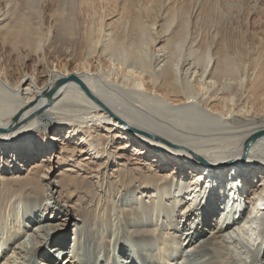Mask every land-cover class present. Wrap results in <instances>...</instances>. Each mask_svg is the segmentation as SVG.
I'll return each mask as SVG.
<instances>
[{"label": "bare ground", "instance_id": "bare-ground-1", "mask_svg": "<svg viewBox=\"0 0 264 264\" xmlns=\"http://www.w3.org/2000/svg\"><path fill=\"white\" fill-rule=\"evenodd\" d=\"M136 1L122 0L113 20L88 25L73 37L60 36L57 28L53 37H44L0 20L1 46L10 50L0 77V141H6L0 145V173L8 175L0 178V208L12 214L18 200L23 218L43 210L39 221H22L5 234L12 241L20 230L37 250L44 243L60 250L59 262L41 250V264H84L91 256L87 264H109L108 237L97 230L107 226L109 205L101 208L104 213L91 210L99 200L80 187L86 174L97 172L87 165H97L100 171L124 170L116 190L132 202L115 209L131 261L173 264L184 249L207 255L198 264H247L248 258L264 264V110L256 114L264 107V48L244 58L221 45L203 48L186 15L171 5L175 0H165L159 20L151 22L140 16ZM207 8L210 14L213 7ZM147 45L154 47L148 54ZM12 54L25 65L18 72L10 64ZM42 117L57 134L56 150L45 145L47 128L37 122ZM72 140L88 148H76ZM133 144L143 151L128 154ZM245 151L250 161L240 163ZM54 155L63 164L79 158L81 168L69 166L60 181L47 182L44 170ZM148 156L153 158L146 162ZM56 187L65 198L76 194L82 204L70 217L42 205ZM196 202L201 206L190 210ZM70 225L73 234L66 237ZM207 230L208 239L195 240ZM14 254L19 264L27 261L22 250Z\"/></svg>", "mask_w": 264, "mask_h": 264}, {"label": "rangeland", "instance_id": "rangeland-1", "mask_svg": "<svg viewBox=\"0 0 264 264\" xmlns=\"http://www.w3.org/2000/svg\"><path fill=\"white\" fill-rule=\"evenodd\" d=\"M67 1L69 4L67 3ZM71 2L69 0H0V16H1L0 20L3 21L2 23L3 25L6 23L7 24L16 23V25L19 26L21 30H25L26 32H30V33L35 32L37 34H40V36H44V37L46 36H48L49 38L53 37L56 34L57 29H58L60 36L73 37L75 35H78L79 33H82L84 30L89 29L88 25L92 26V28L93 26H95L94 28H96L98 27L96 26V24H98L100 27V25H105L109 23L110 19L114 18V16L112 15L116 14L115 13L117 11L116 9L121 5L122 0L120 1L119 0H79V1L71 0ZM136 3H138L137 6L140 5V8L142 9L140 10V8H138L139 11L141 12L140 16L143 18L144 16L145 17L148 16V18H150V22L153 21L152 19H154L155 21L156 20L158 21L160 18V15L163 13V10H165V8L167 7L165 0H139V2L136 1ZM71 5H73V7H71ZM171 5L176 6L174 8L178 9L177 11L178 14H181L183 16L182 13H184L186 15V19H187L186 21H187V25H189L190 33H194V35L196 34L197 37L200 38L199 40L204 43L202 45L203 48L204 46L206 47L207 45L209 46V45L214 44L212 45V48H211L212 50L213 48H215L216 45H221L226 49V51H228V54H230L231 56L234 55L235 56L234 58H239V57L244 58L248 55L249 51H251L252 49H253L252 51H254V49L256 50L257 48H264V0H182V1L175 0L174 3H172ZM207 7H211V8L213 7L212 12L210 14L207 13L208 12ZM142 14L144 16H142ZM3 17L5 20L3 19ZM113 25H114V28L118 27L115 23ZM1 40H2V37L0 38V77L3 78L4 69H5L4 58L9 54L10 50L8 48L5 49L1 46L2 44ZM205 42H206V45H205ZM149 46L147 45V48H145V51H147V54L154 50L153 46L151 45ZM19 54H21V51H19ZM61 63L63 66L64 64L63 61ZM10 64H12L15 69H17V72L18 70H20L21 67L23 68L25 66L23 62L15 54H12V57L10 59ZM25 64L27 65L26 66L27 69L30 70V68H32L35 63H34V60H31ZM105 64H106L105 67L107 66L109 68L110 64L109 63H105ZM105 67L101 68L100 70L105 71L106 70ZM13 77H15V75H13ZM144 87L145 89L147 88L146 85ZM162 94H163L162 95L163 99L165 100L170 99L169 95L167 94L165 95L164 93ZM172 102H175V101L173 100ZM259 107L257 109L258 112L256 110V114H260L264 110L263 109L264 107L262 106H259ZM259 110H260V113H259ZM37 122L40 128H44V129L47 128V132L45 131V134L47 137L45 140V145L49 146L50 143H52L50 148L53 147V149L56 150V146L59 145L58 144L59 140L57 138V134H55L56 132L52 130L51 128L52 123L49 120L45 119V117L38 119ZM5 142H6L5 140H1L0 145L1 143L5 144ZM72 142L73 144L75 143L79 144L75 140H72L71 143ZM77 144H75L76 148H80V149L88 148L87 145L84 144L83 142L81 145L79 144L80 146H78ZM139 148L140 147L133 144L132 149L128 151V154L133 153V150H137L140 152L143 151V149L140 148L141 149L140 150ZM34 154L35 156H42L43 153L37 155V152H35ZM245 154H246V151L243 153L242 156H240L239 158L241 160L240 163H242V160L248 161V162L250 161L249 159H246L244 157ZM54 157L56 156L54 155ZM148 158L147 157L145 158L146 162L151 161L153 157L148 156ZM74 160L72 162L66 161V163L63 164L62 162L57 161V157L51 158L50 162L47 163L45 170H44V174L47 176V182L60 181L62 178H64L63 176L65 175V172L62 174V171L66 170V168H68L69 166L70 167L72 166L71 167L72 170L78 171L79 170L78 167L80 166L77 160L80 161V159L75 158ZM196 165L200 167L203 164L200 165L197 163ZM240 166H243V165H240ZM87 167L91 168L92 170L94 169V171H97L95 172L96 175L95 173H92L89 176L86 174V177H85L86 182L84 183L82 182L80 184L81 185L80 187H83L85 185L94 194L99 195V196L98 195L96 196L93 194L94 199L96 201L99 200V203L93 202L92 205L94 204L93 205L94 207L91 208V210L97 207L96 209L97 212H101L100 210L101 208H103V206L105 207L106 205L107 206L109 205L108 207L110 208V211H111L109 213L110 218L104 217L106 220H105V223H103V225L107 224V226L106 227L97 226V230L100 233H103V235H105V238L108 237L106 240L107 243L104 246L109 249L108 263L109 264H137L136 260L131 261V259H129L128 257V255H130L131 253L129 252L130 248L128 247V243L126 242V240H124L125 237H123L124 227H123V223H121L120 213L118 212L117 209H115L118 206H122V205H124L125 207H128V205L132 202L131 200H129L128 197L127 198L120 197L121 196L120 194H123L121 193L122 191H119L117 193L118 187L121 186V180H119L118 177H120L121 174L123 175L124 170H117L116 172L114 171L115 172L114 173L113 172V170L115 169L114 167H111L106 171L98 170L97 165H92V166L87 165ZM173 170H174L173 168L171 169V167H168L166 171L168 172V171H173ZM4 175L6 174L0 173V178H3V179L8 178L7 177L8 175L6 176ZM93 175H95L96 178H93L94 177ZM87 180H90V181H87ZM9 182H12V181H7L6 183H9ZM97 186L99 188H97ZM65 195H66L65 193H59V190L56 187L54 188V194H50V195L47 194L45 195L44 199L41 200V202H43L42 205H45V206L48 205L49 208L52 207L55 210L57 209L56 211L60 212V215L62 216L66 215L70 217L71 215H73L74 209H79L80 206H82V204L79 201V199L76 197L77 196L76 194L74 193L70 194L69 198H65ZM84 195H87V193H84ZM12 201L13 202H11V205H13L14 199ZM198 202H196L195 204L193 203L192 204L193 206L191 205L189 209L190 210L195 209V206L199 205ZM16 203L13 206L14 208H17V210L16 212L12 214L11 212L8 211V209H5L6 210L5 211L3 208L2 209L0 208V212H1L0 213V264H19V259L17 261L16 255L14 254L15 250H18V249L22 250V253L28 254L27 261L21 264H41L38 262L39 260L38 257H39V254L42 253V251L44 253L49 254L50 257L53 256L54 258H58L57 262H59L61 259L59 249L50 251L47 248L46 244L44 243L43 246H41L38 249L40 251H38L37 247L35 246V243L32 240H30L28 235L24 234V232L20 233L21 232L20 230H17L19 233L17 234V237H15L14 240L9 241V233L6 232L5 234L4 229H7V228L12 229V227H14V230H16L18 225H21L22 221L23 222L29 221L32 223L37 222L41 218L40 216L43 214L42 208H39L37 211L35 210L32 211L33 213H31V215L30 214L27 215L28 216V217L26 216L27 218H23L20 212L21 203L18 200H16ZM188 203H186V206ZM14 208H13V211H14ZM177 212L178 214L183 213L180 207L177 209ZM101 213H104V212L102 211ZM2 216H3V219H2ZM12 216H14V218ZM17 217L19 220H17ZM45 217L46 216H44V218ZM32 219L34 222L32 221ZM120 224L122 226H120ZM132 224H134V220L132 221ZM192 226L194 227V225ZM187 228L188 227L184 228L183 231L187 230ZM236 228H239V231L241 230V228L239 227V224H237ZM72 229H73V226L70 225L64 231V233L66 234L65 235L66 237H72V234H73ZM129 229L130 228H128V230ZM208 231L209 230H207V232H205L203 235L197 236L195 240H198V239L200 240L204 238V236H206L208 239V237L211 234V232L209 231L208 233ZM55 235H53V237ZM117 235L119 236L117 237ZM231 240L233 241V239ZM228 241H229V238H228ZM227 244L229 248H235V245H231L230 242ZM231 250H232L231 251L232 254L235 255L237 253L233 249ZM79 252L80 254H83L82 257H86L85 255V253L87 252L86 249L81 250L80 248ZM33 253H34V256H33ZM197 254L198 253H196V251L194 250L186 252L184 249H182V251L176 257V260L174 261L173 264H198L201 260H204V258H207L206 254L205 255L204 254L197 255ZM91 257L89 259H91ZM89 259H86V261L84 260L83 263L84 264L91 263L87 261ZM177 259H179V261ZM245 261L247 262V264L249 263L251 264V261L249 258L246 259ZM100 262L101 264H104L102 260H100L99 263Z\"/></svg>", "mask_w": 264, "mask_h": 264}, {"label": "water", "instance_id": "water-1", "mask_svg": "<svg viewBox=\"0 0 264 264\" xmlns=\"http://www.w3.org/2000/svg\"><path fill=\"white\" fill-rule=\"evenodd\" d=\"M250 145V144H249ZM198 160V159H197ZM200 161V160H199ZM201 163L203 162V161H200Z\"/></svg>", "mask_w": 264, "mask_h": 264}]
</instances>
